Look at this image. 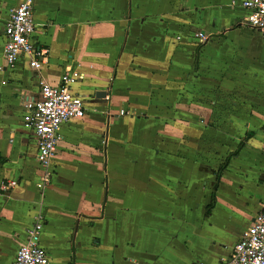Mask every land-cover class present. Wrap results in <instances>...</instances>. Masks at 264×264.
I'll return each mask as SVG.
<instances>
[{"label":"crops","instance_id":"1","mask_svg":"<svg viewBox=\"0 0 264 264\" xmlns=\"http://www.w3.org/2000/svg\"><path fill=\"white\" fill-rule=\"evenodd\" d=\"M22 1L0 0V184L15 183L0 191V264L38 214L49 264H229L264 206V115L240 117L233 97L224 115L207 105L206 84L223 87L203 70L239 49L233 39L249 42L242 0H35L41 71L3 59V28ZM67 70L83 75L72 92L85 108L105 92L96 99L114 113L95 124L86 108L61 126L38 193L23 102Z\"/></svg>","mask_w":264,"mask_h":264},{"label":"built area","instance_id":"2","mask_svg":"<svg viewBox=\"0 0 264 264\" xmlns=\"http://www.w3.org/2000/svg\"><path fill=\"white\" fill-rule=\"evenodd\" d=\"M240 3L246 12L247 25L264 41V0H242ZM34 6L35 0H23L10 10L6 19L2 55L9 69H14L22 57H26L29 67L36 71H41L46 64L47 50L37 47L35 39ZM82 78L81 73L67 70L60 76L58 84L41 80L39 97L27 98L23 102V125L33 132L36 161L43 170L37 184L40 192L51 181V162L62 140L61 126L85 117L84 98L72 92L73 86ZM128 114L119 111L120 116ZM14 185V182L1 183L0 191ZM42 227L43 217L38 214L26 231L25 243L17 249L12 264H49L46 252L40 246ZM229 264H264V206L234 244Z\"/></svg>","mask_w":264,"mask_h":264},{"label":"rangeland","instance_id":"3","mask_svg":"<svg viewBox=\"0 0 264 264\" xmlns=\"http://www.w3.org/2000/svg\"><path fill=\"white\" fill-rule=\"evenodd\" d=\"M246 31L248 32L249 42H243L240 35L237 39H233V43L234 41L239 43L237 44L239 46L238 50L232 47L234 52L220 55L223 57L221 61L211 66L204 65V78L221 81L223 87V91H218L217 84H206L207 105L213 107V109L217 108L223 115L225 112L230 111V100L228 99L230 97L235 98L237 105L233 109H236L240 117L243 118L244 115L251 114L264 115V43H261L260 38L255 35L256 32L252 29L251 32L248 29ZM252 32L255 33L254 37ZM106 81L110 83L109 77H106ZM192 90L197 92L198 86L196 85ZM218 94L222 98L219 96L216 103H212ZM89 100L86 106L87 115L89 114L95 124H99L100 121L102 123L103 119L104 121L106 119L99 112L102 111L107 114L110 110V114L114 113L113 109H108V106L104 105V101L97 100L94 95ZM223 124H226V121H223ZM46 189L43 188V194ZM37 192L40 191L37 189Z\"/></svg>","mask_w":264,"mask_h":264},{"label":"trees","instance_id":"4","mask_svg":"<svg viewBox=\"0 0 264 264\" xmlns=\"http://www.w3.org/2000/svg\"><path fill=\"white\" fill-rule=\"evenodd\" d=\"M248 138V136L246 135L245 136V139ZM241 147V144L238 146L237 150H235L232 154L229 155L230 156H233L235 153H237V151L239 150V148ZM3 163V159L0 157V164ZM221 170V169H220Z\"/></svg>","mask_w":264,"mask_h":264},{"label":"water","instance_id":"5","mask_svg":"<svg viewBox=\"0 0 264 264\" xmlns=\"http://www.w3.org/2000/svg\"><path fill=\"white\" fill-rule=\"evenodd\" d=\"M96 98H104L106 96V93L105 92H97L95 94Z\"/></svg>","mask_w":264,"mask_h":264}]
</instances>
